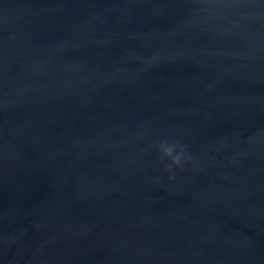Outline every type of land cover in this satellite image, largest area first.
I'll use <instances>...</instances> for the list:
<instances>
[{"label": "water", "instance_id": "95a60500", "mask_svg": "<svg viewBox=\"0 0 264 264\" xmlns=\"http://www.w3.org/2000/svg\"><path fill=\"white\" fill-rule=\"evenodd\" d=\"M0 264H264V0H0Z\"/></svg>", "mask_w": 264, "mask_h": 264}, {"label": "clouds", "instance_id": "9594fccd", "mask_svg": "<svg viewBox=\"0 0 264 264\" xmlns=\"http://www.w3.org/2000/svg\"><path fill=\"white\" fill-rule=\"evenodd\" d=\"M175 147L177 145L169 144L167 141L162 142L159 145L160 151L163 153V156L171 159V164H166L165 167L171 172L172 165L181 166L182 160L188 159L189 157L186 155V146L178 145L180 151L174 154ZM170 178H174V176H170Z\"/></svg>", "mask_w": 264, "mask_h": 264}]
</instances>
